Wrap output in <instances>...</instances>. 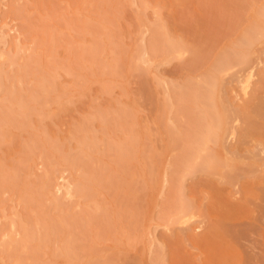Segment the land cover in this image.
I'll return each mask as SVG.
<instances>
[{
  "label": "bare ground",
  "instance_id": "obj_1",
  "mask_svg": "<svg viewBox=\"0 0 264 264\" xmlns=\"http://www.w3.org/2000/svg\"><path fill=\"white\" fill-rule=\"evenodd\" d=\"M200 1L213 6L214 16H206L204 27L195 23V33L215 40L217 27L246 23L241 62L259 54L253 44L264 34V0ZM133 2L14 0L7 12L19 21L17 34L0 20V264H245L238 231L230 224L251 207V198L259 197L255 186L264 183V68L250 98L228 100L245 123L237 144L226 145L229 122L223 118L221 126L205 132L200 123L165 156L136 144L137 120L125 105L92 103L67 133L45 124L55 114L49 102L69 109L74 95L85 94L94 81L110 89L124 70L136 68L128 51L110 56L131 49L122 40L121 22L125 5ZM136 15L141 18V11ZM158 24L164 45L152 37L150 47L175 49L177 37L162 18ZM61 73L71 75V82L60 80ZM219 73L202 80L187 76L206 84L203 97L210 100ZM188 175L196 178L187 183ZM196 213L206 221L200 233L191 221ZM155 219L171 228L154 246ZM250 264H264V256Z\"/></svg>",
  "mask_w": 264,
  "mask_h": 264
},
{
  "label": "rangeland",
  "instance_id": "obj_2",
  "mask_svg": "<svg viewBox=\"0 0 264 264\" xmlns=\"http://www.w3.org/2000/svg\"><path fill=\"white\" fill-rule=\"evenodd\" d=\"M13 1L3 2L4 4L0 7V20L6 19L9 27L13 26L10 33L16 35L19 21L7 12ZM133 1L135 2L125 5V17L121 22L122 40L131 49H117L110 56H121L128 51L134 57L136 68L131 71L124 70L122 76L111 84L110 89H105L100 82L94 81L85 94L74 95V102L69 105V109L62 110L57 107L56 103L49 102V107L55 111V114L45 118L46 126L51 130L58 128L60 133H67L71 123L81 113L91 109L92 103L99 107L109 104L125 105L132 110L137 120L136 144L156 147L162 150L165 156L174 147L181 146L187 141L186 139H190L188 134L191 132L190 135L193 136L195 134L193 132H196L194 130L198 129L197 125L198 127L201 125L200 131L205 132L207 129L221 126L223 118L229 122L225 127L226 145L239 143L242 127L245 124L243 115L233 110L227 103L228 100L236 103L243 102L253 94L259 82L260 71L264 68V34L260 35L253 44V47L259 51L258 57L251 56L248 64H243L241 55L245 49H241L240 31L246 23H242V27L227 26L226 31L220 29L224 28V25H221L220 28L215 29L218 33L217 38L210 40L205 34H197L193 29L197 24L203 25L201 27L208 24V20L214 16L212 15L214 14L213 6L209 5L213 11L210 14V7L206 4L201 6L202 1L200 0H145L148 2L147 5L143 3V0ZM233 9H236L235 6ZM138 10L141 11V18L136 15ZM247 15H251V10L247 11ZM161 18L170 28L171 35L175 36H173L174 39L177 37L176 39L180 42L175 49H168L167 52L150 47L154 38L153 42L158 40L159 46L164 45L163 38L158 37L155 30ZM136 29L137 34H134ZM129 30L133 31L132 34ZM140 37L144 38L143 43L137 39ZM142 44L146 49H141ZM27 52L24 50L18 54L21 62L25 61ZM58 53L62 57L63 49H59ZM257 58L260 60L259 63ZM188 63L192 68L195 67V71L191 68H189L191 71L188 70ZM250 65L253 66V69L250 68L252 69L251 74L248 73ZM217 66L221 70H216ZM213 71H220L221 80L219 79L214 87L212 99L208 100L203 97L207 86L200 80L204 75L211 74ZM188 74H195V78H199L200 82L189 80ZM59 79L69 82L72 76L61 73ZM200 131L198 130L197 133ZM14 140L15 135H12L6 144L11 146ZM41 168L40 165L38 170L40 171ZM65 175L69 176V171H65ZM191 177V175L186 176L187 183L196 178L191 179ZM233 188L236 191L240 185L236 184ZM254 190L259 197L251 198V207L241 211L230 224L238 231L235 239L245 256V264H250L252 260L260 262L264 256V183L256 185ZM235 195L240 197L241 194L236 193ZM157 200L161 202L162 196L159 195ZM157 211L158 207L155 214ZM192 217V223L198 226L196 232H202L206 227V221H203L204 216L196 213ZM179 225L181 224L176 223V227ZM170 228L155 219L152 233L154 246L164 241V238L170 234Z\"/></svg>",
  "mask_w": 264,
  "mask_h": 264
}]
</instances>
